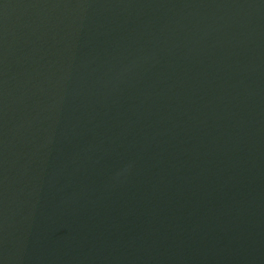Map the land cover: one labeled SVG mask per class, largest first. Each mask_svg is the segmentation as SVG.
Listing matches in <instances>:
<instances>
[{
    "label": "water",
    "instance_id": "95a60500",
    "mask_svg": "<svg viewBox=\"0 0 264 264\" xmlns=\"http://www.w3.org/2000/svg\"><path fill=\"white\" fill-rule=\"evenodd\" d=\"M0 264H264V0H0Z\"/></svg>",
    "mask_w": 264,
    "mask_h": 264
}]
</instances>
